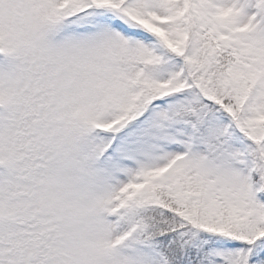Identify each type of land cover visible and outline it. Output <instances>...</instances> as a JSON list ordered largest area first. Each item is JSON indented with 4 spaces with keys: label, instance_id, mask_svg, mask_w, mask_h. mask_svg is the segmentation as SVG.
I'll list each match as a JSON object with an SVG mask.
<instances>
[{
    "label": "snow or ice",
    "instance_id": "1",
    "mask_svg": "<svg viewBox=\"0 0 264 264\" xmlns=\"http://www.w3.org/2000/svg\"><path fill=\"white\" fill-rule=\"evenodd\" d=\"M0 264H264V0H0Z\"/></svg>",
    "mask_w": 264,
    "mask_h": 264
}]
</instances>
